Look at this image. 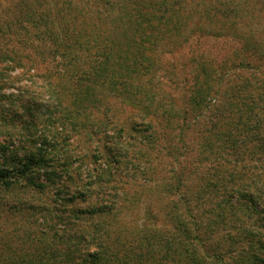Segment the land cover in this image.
<instances>
[{
    "label": "trees",
    "instance_id": "obj_1",
    "mask_svg": "<svg viewBox=\"0 0 264 264\" xmlns=\"http://www.w3.org/2000/svg\"><path fill=\"white\" fill-rule=\"evenodd\" d=\"M93 1L94 9L106 8L111 12L106 11L103 20L98 12L95 16L86 12L89 27L98 25L93 23L96 20L101 25L106 23L115 32L121 31L123 40H115L113 33L114 39L107 45L101 33L78 31L74 20L58 18L51 14L50 7L42 6L44 9L38 15L31 8L28 18L14 19L20 34H34L33 41L22 37L15 41L16 45L22 43L34 51L32 57L24 56L21 50L18 53L8 43H0V64L7 65L0 68V188L6 193L17 190L15 194L35 193L51 198L47 206L13 203L21 212H39L46 222L28 237V245L41 254L35 261H24L17 255L3 258L0 264H264V174L261 180L247 179L249 166L240 165L238 172V163L228 158L237 155L242 160L250 154V163L264 164V99L260 100L261 108L258 103L252 104L256 98L249 104L240 100L239 107L237 100L228 102L226 107L235 108L236 112L231 113L237 117L236 123L229 125L246 126L244 114L245 119L250 116L254 121L249 133H237V137L246 140L244 146L239 147L234 141L236 136L227 130L202 133L200 155L209 164L202 167L194 186H188L189 179L183 181L181 177L161 184L168 203L157 198L160 216L144 203L146 214L139 218L142 208L138 202L143 196L130 194L116 176L128 159L142 153L136 150L138 146L140 149L148 143L158 152L163 149L158 144L163 132L160 134L153 124L143 121L153 117L157 110L152 99L154 86L147 83L149 80L144 86L138 78L141 69L145 70L144 75L151 72V58L146 52H158L161 41L171 40L173 50L203 39H226L240 46L235 57L242 58L247 39L256 34L247 37L239 32L243 23L246 26L244 13L249 5L264 6V0ZM76 10L81 15L80 9ZM9 26L8 31L13 25ZM255 39L262 43L256 36ZM151 47L155 49L150 50ZM42 52L46 56L41 58ZM55 58L57 63H48L45 70L33 68L36 61L43 64ZM22 60L30 66L21 65ZM243 63L238 64L240 70L249 68V64ZM14 65L24 68L20 77H10L8 72ZM198 71L187 103L190 111L163 112L167 114V127L178 123L177 142L183 149V137L191 123L199 127L204 110L217 106V102L206 99L204 89H209L211 82L221 81L219 72L204 65ZM229 75L227 72L226 76ZM96 80L100 81L102 92L127 96L131 93L124 105L134 113L140 112L141 123L130 116L124 121L110 122L107 117L114 114L106 107L101 112L97 109L101 113L99 118H92L87 104L94 97V89L89 84ZM71 81L87 86L71 91ZM261 83L263 92L264 82ZM147 92L152 94L149 102L136 98ZM70 94L73 98L68 99ZM168 101L166 107H175L173 101ZM249 143L252 146L246 150ZM181 155L175 154L179 158ZM180 168L183 173L187 171L183 165ZM181 188L188 192L181 195ZM191 189L195 192L191 193ZM123 226L131 229L128 236H111L120 234L113 230L123 231ZM25 236L26 232L16 241L21 242Z\"/></svg>",
    "mask_w": 264,
    "mask_h": 264
},
{
    "label": "rangeland",
    "instance_id": "obj_2",
    "mask_svg": "<svg viewBox=\"0 0 264 264\" xmlns=\"http://www.w3.org/2000/svg\"><path fill=\"white\" fill-rule=\"evenodd\" d=\"M168 2L170 1H167V3ZM93 3V0H36V3H33L31 0H0V43H8L9 45H12L18 53H20L21 50V53L24 54V56L27 55L32 57V52L34 51L28 50L24 47V45H22V43L20 45H16L15 41L19 40L20 37L24 38L27 42L33 41L34 34L31 33V36H25L27 37L25 38L15 27L14 19L28 18L32 14L31 8H35L36 14L38 15L43 8L42 6L50 7L51 14L58 18L62 17L74 20L73 26L78 31L83 32L85 30V33L87 34L88 32H92V34L101 33L102 37H106L105 43L107 45L108 41H110V39H114V37L117 41L123 40L124 35L122 32L119 30L115 32L113 30V26H109L106 23L105 25H101L100 22L96 20L93 21V23L98 25L89 27V14L87 16L86 12H91L93 16H95L98 12V14L102 16V20L104 19V13L106 14V11L109 12V14L111 12L106 8H102V10L94 9L92 6ZM21 4L22 6L19 7ZM254 6L255 7L252 8L249 5L248 8H246V12L244 13L247 15L245 18L246 26L243 27V23L241 25L242 31L239 29V32H244L247 37L249 34L254 32L256 33L254 38L247 39L248 47L246 48L245 55H243L242 58H240L241 56H239V58L235 57L236 54L238 55L239 53L240 46L237 43L226 39H203L200 42H191L189 45L187 44L182 47H176L173 50L170 45L171 40L165 42L161 41V48L159 47L158 52L153 50L155 49L154 47L150 48V50L153 51L146 52V54L151 58V72L144 75L145 70L141 69L138 78H140L141 82H143L142 84L149 80L147 83L151 82L154 86V98L152 96V99L155 101L154 106L157 110H155L153 117L149 116L143 121L153 124L160 134L163 132V135L159 136L162 140L158 141L159 147H162L163 149L161 148L162 150L158 152L157 150L159 149L156 150L152 148L148 143L147 146L145 143V146L140 149L138 146L136 150H141L142 153L135 155L132 159H128L125 165L118 168V171L116 172L117 178H121L123 180H121V182L130 194L143 196V199H140L138 202L142 208V213L139 218L144 217V213L146 214L143 210L145 208L144 203L146 204V208H151L153 210H157L159 208L157 202V198L159 197L163 198V202L168 203L166 195H164L162 191V183L166 181L171 183L174 181V178L179 177H181L183 181L185 178H188L191 183L187 184L188 186L191 184L190 187L194 186L195 182L197 183L202 173V167H207L209 164L206 159L200 155V147L203 142L201 140L202 133L206 135L211 131V129H216L221 132L227 130L236 136L234 137V141H236V144H239V147L244 146L246 140H243L242 137H237V133L240 131L249 133L250 123L252 124L254 121L252 119L250 120V116L245 119L246 114H244V123L246 126L241 127L240 125H229L228 123H236L237 121L235 114L231 113L232 110L234 112H236V110H234L235 108H229V106L226 107V105L228 102L232 103L234 100H237L236 103H238L239 107L240 100H244L242 102H247V104H249L256 98V103L253 102L252 104L258 103L259 108L263 106V103H261L260 100L261 98L264 99V91L262 92L261 89V82H264V69H262L264 68V53L261 52L260 49L264 50V10L261 13L258 11L264 8V6L260 5L259 7L256 4ZM76 9H80L81 15L77 14ZM18 22L22 23L20 19H18ZM3 24L5 26H3ZM9 25H13L10 31H8V28L10 27ZM113 33L114 35H112ZM255 36L261 40L262 46L259 42L255 41ZM42 53L44 55L41 54V58L42 56H46V53ZM259 57L262 58L259 60ZM92 59L93 57H90L89 62H92ZM256 61L257 63H255ZM21 62V65L24 64V66H30V64H27V61L25 60H22ZM241 62H244L243 64H249V68L240 70L238 64ZM48 63L51 65L56 64L57 58L52 59L51 61L48 59L47 62L43 64L36 61L33 68L35 71H42L47 69ZM90 64L91 63H89V65ZM202 65L209 68L212 72L217 70L219 72V76L221 77L220 82H211V84L207 86L211 87L209 89H204V92H206V99L208 98V100L217 102V106L213 109L204 110L202 116L204 117V120L199 127L192 125L191 123L188 129L189 132L183 137L186 144V149H183L184 147L182 144L177 142L179 127L177 128L176 126L178 123H171L168 128L165 125L167 114H164L163 112L164 110H172V112L175 111V113L182 110H185L186 112L190 111L187 103H189L192 92L195 89L197 82L196 76L198 75V70H200ZM5 66L7 65L0 64V68H4ZM60 68L61 66L57 69L59 70ZM254 68H257L258 71L253 70ZM259 68L262 69H260V71H262L261 74L258 73ZM23 71H25L24 68L14 65L8 73L11 78H15L20 77ZM227 72L230 73L229 76H226ZM124 80L127 79L124 78ZM242 80H245V82H242ZM146 84H144V86ZM89 85H91L90 89H94V97L92 101L96 100L98 102L92 105L90 98L88 100L89 103L87 104V107L89 110H92V118L93 116L99 118L103 107H106L112 110V114H114L112 117L110 115V119L107 117V120L110 122L113 119L124 121L126 117L130 116L129 118H133L138 124L141 123V120L138 117L140 112L134 113L130 111L129 107L124 105V102L129 97H132L131 93H128L127 96L125 93L120 92H114L111 94H109V92H102V88L100 87L101 83L98 80H96L95 83H90ZM69 86L71 87V91H75L78 90L79 87L83 88V86L87 85L81 81H71ZM241 86H245V88ZM144 89L146 88L144 87ZM235 90H238L240 93L235 94L237 92ZM72 95L67 96L68 99L71 97L73 98ZM151 95V92H147L137 95L136 98L139 100L145 99V102H149L151 100V97L149 96ZM168 100L173 101L175 107H166L165 105L169 102ZM93 106H95V108H92ZM99 108L100 112H97V109ZM161 115L162 117L159 118ZM166 127L167 131L165 130ZM221 145L223 146L224 144ZM251 146L252 144L249 143L246 146V150L251 148ZM80 148H83V146H80ZM186 152L189 154H185ZM178 153H182L183 155L179 158L175 156V154ZM228 158L238 163L235 167L238 172H240V165L249 166L250 172L247 173V179L253 178L256 180L257 177H260L261 180V177L264 174V164L261 161L257 162V164L255 161L250 163V154H247L242 160L241 157L237 155ZM232 164L233 163L230 165L232 166ZM180 165H183L186 168L187 171H185V173H183ZM224 167L225 165H223V168ZM188 172H190V174H188ZM181 190V195L188 192L186 188H181ZM16 192L17 190H13L12 192L10 191L9 193H6L0 188V260L3 258H12L14 256L21 255L20 258H23L24 261H35L41 253L36 248H32V246L28 245V237L34 234L35 228H43L40 227L39 224H42V222L45 221L39 212L35 210L21 212L19 211L18 206L23 203L47 206L51 198H49L48 195H37L35 193L32 194V196H24L21 192H19V194H15ZM192 192H195L194 189H191V193ZM11 195L16 197H10ZM151 199H153V201L150 206L149 201ZM13 203H16L18 206L13 205ZM160 211V209L157 210L158 216H160ZM31 215L34 217L32 218ZM35 217L38 222L35 221ZM136 217L138 216L136 215ZM145 218L147 219L146 215ZM50 222V219L49 221L47 220L48 224H50ZM250 224L251 223H249V225ZM123 229V231L113 230L114 232H119L120 234H111V236L114 238H121L122 236V238H124L125 236H128L127 233L131 232L129 226H123ZM24 232H26L24 239L21 242H17L16 240L18 239L16 238L18 236L21 238Z\"/></svg>",
    "mask_w": 264,
    "mask_h": 264
}]
</instances>
